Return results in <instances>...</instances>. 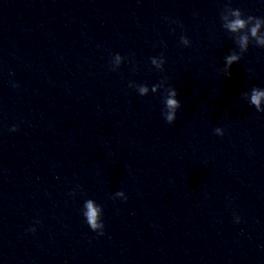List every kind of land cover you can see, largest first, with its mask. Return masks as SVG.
<instances>
[{
    "label": "clouds",
    "instance_id": "1",
    "mask_svg": "<svg viewBox=\"0 0 264 264\" xmlns=\"http://www.w3.org/2000/svg\"><path fill=\"white\" fill-rule=\"evenodd\" d=\"M230 7V6H226ZM232 16L234 17L231 20H228L227 17L221 13V20L223 21V27L229 33L233 35L235 43L240 49L241 53H244L248 50L251 42H254L257 46L264 47V32H261V27L264 26V18L255 17L252 15L244 18L243 12L236 8H232ZM251 38V40H250ZM181 43L185 46L190 44V41L187 37H181ZM160 61L158 62L156 57L151 58L152 65H155L157 69L163 70V65L165 63V59L163 55L160 56ZM125 58L122 57L119 53L115 54L112 65L113 69L116 70L119 68L121 63ZM241 59V55L237 52L233 51L231 54L225 57V74L230 76L231 73L229 69L234 63H238ZM166 81L162 80L159 84L153 85L151 87V92L156 93L160 89H164L163 95V103L165 105V110L163 112V116L165 118L166 123L173 124L177 119V110L181 108V102L178 97V92L174 87H166ZM129 87H133V82L129 83ZM136 90L139 95L146 96L149 93V87L146 84L136 85ZM243 97H248V100L252 106L258 112H264V108L260 107L261 100L264 99V89L253 87L251 89L250 94L245 92L242 94ZM18 127L13 126L10 131H17ZM216 135L223 136V130L221 128H216ZM122 198L127 200L123 191H118L115 193V197ZM102 213L103 209L100 205H98L94 200L88 199L84 203L83 207V216L85 217L87 225L94 232H97L98 235H104L105 225L102 221ZM237 222H239L240 218L237 217ZM31 231H35V228L31 229Z\"/></svg>",
    "mask_w": 264,
    "mask_h": 264
}]
</instances>
